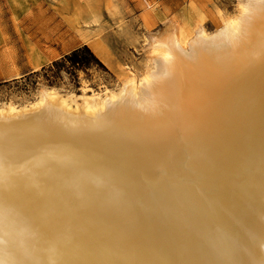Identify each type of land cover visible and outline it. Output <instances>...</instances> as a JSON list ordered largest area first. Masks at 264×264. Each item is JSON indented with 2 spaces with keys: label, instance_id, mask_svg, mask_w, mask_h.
<instances>
[{
  "label": "bare ground",
  "instance_id": "bare-ground-1",
  "mask_svg": "<svg viewBox=\"0 0 264 264\" xmlns=\"http://www.w3.org/2000/svg\"><path fill=\"white\" fill-rule=\"evenodd\" d=\"M221 25L167 23L117 97L0 113V264H264V0Z\"/></svg>",
  "mask_w": 264,
  "mask_h": 264
},
{
  "label": "rangeland",
  "instance_id": "rangeland-1",
  "mask_svg": "<svg viewBox=\"0 0 264 264\" xmlns=\"http://www.w3.org/2000/svg\"><path fill=\"white\" fill-rule=\"evenodd\" d=\"M242 1L0 0V113L29 111L48 93L79 110L83 97L97 103L117 97L130 81L148 79L149 41L167 23L176 25L183 44L201 29L211 35L235 19ZM83 46L103 68L76 77L61 69L53 83L40 73Z\"/></svg>",
  "mask_w": 264,
  "mask_h": 264
},
{
  "label": "trees",
  "instance_id": "trees-1",
  "mask_svg": "<svg viewBox=\"0 0 264 264\" xmlns=\"http://www.w3.org/2000/svg\"><path fill=\"white\" fill-rule=\"evenodd\" d=\"M91 67L103 68L91 51L83 46L70 52L59 61L53 62L47 69H42L40 73L46 77L49 83H53L60 75L61 69H66V73L76 77L77 72L87 70ZM39 73L33 74L37 76Z\"/></svg>",
  "mask_w": 264,
  "mask_h": 264
}]
</instances>
